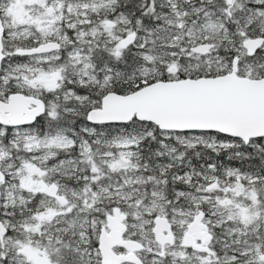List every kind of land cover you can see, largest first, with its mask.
I'll return each mask as SVG.
<instances>
[{
  "label": "snow or ice",
  "instance_id": "1",
  "mask_svg": "<svg viewBox=\"0 0 264 264\" xmlns=\"http://www.w3.org/2000/svg\"><path fill=\"white\" fill-rule=\"evenodd\" d=\"M0 264H264V0H0Z\"/></svg>",
  "mask_w": 264,
  "mask_h": 264
},
{
  "label": "water",
  "instance_id": "2",
  "mask_svg": "<svg viewBox=\"0 0 264 264\" xmlns=\"http://www.w3.org/2000/svg\"><path fill=\"white\" fill-rule=\"evenodd\" d=\"M113 242H118V241H115V240H114Z\"/></svg>",
  "mask_w": 264,
  "mask_h": 264
}]
</instances>
